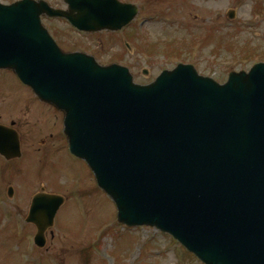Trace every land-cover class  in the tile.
<instances>
[{
    "label": "water",
    "instance_id": "95a60500",
    "mask_svg": "<svg viewBox=\"0 0 264 264\" xmlns=\"http://www.w3.org/2000/svg\"><path fill=\"white\" fill-rule=\"evenodd\" d=\"M65 1L68 13L31 0L0 7V67L12 69L39 99L63 112L69 149L113 200L119 222L170 232L206 264H264V172L251 164L258 150L250 144L264 149V123H257V133L242 132V118L264 111L242 103L239 118L228 97L234 92L256 103L264 68L232 75L223 87L197 77L191 67L164 74L153 86H136L124 68L62 54L38 19L45 13L65 16L83 30L113 29L131 17L132 7L114 0ZM178 86L184 94H168ZM231 131L225 142L216 140ZM236 138L242 143H231ZM227 145L241 146L240 154L226 153ZM223 157L247 164L222 177L212 194L209 185ZM251 174L257 181H249ZM241 182L252 190L244 192ZM48 201L54 202L36 197L34 208L46 210Z\"/></svg>",
    "mask_w": 264,
    "mask_h": 264
},
{
    "label": "rangeland",
    "instance_id": "374dc122",
    "mask_svg": "<svg viewBox=\"0 0 264 264\" xmlns=\"http://www.w3.org/2000/svg\"><path fill=\"white\" fill-rule=\"evenodd\" d=\"M14 1L16 0H0L2 3ZM44 1L52 7L64 8L62 0ZM120 1L136 5L139 12L131 27L114 34L79 33L62 20H51L44 16L41 18L42 25L64 52H83L94 57L101 65L117 63L125 66L132 75L133 81L138 84L152 82L161 71L171 70L179 63L191 64L198 74L222 83L226 81L230 71L248 70L257 61L264 59V2L257 0ZM229 10L235 11L233 19L227 17ZM213 26H216L214 28L218 36L226 39L230 52L221 50L224 49V45L220 49L217 40L213 47L210 44L217 37L216 34L214 38L211 35ZM188 28H192L193 31L199 28L201 35L193 38L187 33V41H184L181 37L182 34L186 35L185 31ZM132 36L133 39L135 37L134 42ZM192 38L194 41L204 38L202 40L205 43L204 47L201 49L192 47L194 43ZM223 41L220 40L222 43ZM125 43H127L126 48L123 46ZM215 47L220 50H213ZM12 95H17L25 104H27L26 100L29 104L34 102L30 91L12 73L1 71L0 123L10 120L14 122L24 141L22 148L24 155L20 167L15 165L16 167L3 168L4 173L0 174V177L2 176L0 214L3 215L5 211L3 205L17 209L14 204H18V201L21 203L26 198L28 201V197L41 188L46 192L54 191L53 194L67 197V202L60 211L58 223L72 236L69 246L66 244L68 236L64 238L60 232H54L55 238L50 246L54 250L58 247L53 253L56 255L55 258H60L61 263L55 260L49 262L48 258L32 260L26 264H64V262L65 264H101L98 261L102 260L99 256L105 258L104 261L108 264H114V260H117L118 264H129L126 255L130 256L131 252L133 254L135 245L138 246L139 256L136 254L130 259V264H179L173 254H177L176 249L180 250V246L169 236H163L165 239L163 240L159 233H156V237L149 241L148 238L155 231L147 228H136L132 231L123 228L118 229V234L113 233L111 229L117 226L114 222L116 215L113 205L96 187L87 166L69 154L62 135V118L53 111L46 113V124L42 130L51 138H45V142L53 143V148L48 155H44L41 150L36 151L44 143L40 142L41 133L34 131L37 126L41 127L45 123L37 120L43 115L42 110L34 105L30 107L32 111L25 110L24 115L20 116L19 112L25 107L16 106L8 113L10 110H7L6 106L12 104L9 102L13 99ZM31 113L34 114L33 118H30ZM34 119L37 126L30 124L29 129L23 126L27 120L32 123ZM23 131L30 133L34 131L36 134L26 136ZM39 152L40 154L36 156L35 153ZM9 186L15 190L13 198L10 199L6 197ZM24 207L27 209L28 206ZM2 222L0 218V225L4 223ZM7 227H12V224H8ZM102 229L105 231V237L103 235L101 239L99 233ZM73 236L77 237V243L73 242ZM145 245L150 246L149 249H152L154 257L144 252ZM166 245L175 250H169ZM163 247L168 249H162ZM10 248L11 246L8 245L0 247V264H25L20 262L18 255L13 254ZM21 251L25 252V250ZM106 252L109 255L105 256ZM154 252H158L157 255ZM191 260V264H200L196 260Z\"/></svg>",
    "mask_w": 264,
    "mask_h": 264
}]
</instances>
